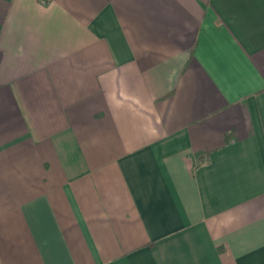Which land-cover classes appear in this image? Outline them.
<instances>
[{"label":"crops","instance_id":"crops-1","mask_svg":"<svg viewBox=\"0 0 264 264\" xmlns=\"http://www.w3.org/2000/svg\"><path fill=\"white\" fill-rule=\"evenodd\" d=\"M0 264H264V0H0Z\"/></svg>","mask_w":264,"mask_h":264}]
</instances>
